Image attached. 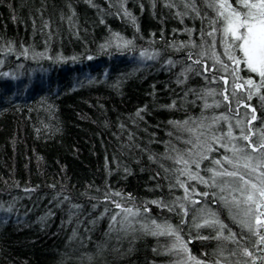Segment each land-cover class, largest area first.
Wrapping results in <instances>:
<instances>
[{"label":"trees","instance_id":"obj_1","mask_svg":"<svg viewBox=\"0 0 264 264\" xmlns=\"http://www.w3.org/2000/svg\"><path fill=\"white\" fill-rule=\"evenodd\" d=\"M209 2L0 0V74H8L0 75V264H90L89 256L91 264H212L219 247L225 250L221 264H264V249L247 230L243 239L235 237L237 244L214 238L217 229L204 225L214 213L226 226L225 237L229 229L241 232L226 191L220 195L227 202L211 195L218 188L188 181L210 195L195 197V205L185 201L183 223L176 211L151 203L171 206L184 198L175 157L198 150L189 129L201 121L214 120L210 134L225 143L229 124L238 121L252 141L264 135L260 94L249 100L244 83H258L259 76L227 61L220 33L210 47L207 33L217 14ZM228 3L242 10L236 0ZM108 41L113 46L101 51ZM123 41L131 44L118 50L115 44ZM142 50L159 55L143 58ZM197 58L200 64L193 63ZM218 60L229 63L227 72ZM232 67L242 85L235 96ZM252 108L257 119L249 124ZM223 155L231 152L210 153L200 175H211L205 170ZM237 171L255 179L242 167ZM116 202L139 209L130 217L134 230H122L124 213ZM152 219L178 228L188 251L172 247L174 236L143 231L141 224ZM242 247L253 256L243 255Z\"/></svg>","mask_w":264,"mask_h":264},{"label":"snow or ice","instance_id":"obj_2","mask_svg":"<svg viewBox=\"0 0 264 264\" xmlns=\"http://www.w3.org/2000/svg\"><path fill=\"white\" fill-rule=\"evenodd\" d=\"M91 4L92 0H88ZM236 3L240 6L238 10L232 7L228 3V0H210L208 7L213 8L217 14V18L214 19L212 23V30L207 33L209 37H212V44L210 47L215 48L217 45L216 34L220 33L219 43L224 47L223 55L227 57V61L231 62L232 65L239 66L241 63L245 64L250 72L255 73L259 76V82H255L253 79H248L244 82L247 85V98L250 100L255 93H259V100L264 106V0H236ZM95 6V5H92ZM188 5H186L187 7ZM195 10V9H194ZM246 10V11H244ZM127 15V12H125ZM222 18V19H221ZM103 22V21H101ZM203 36V31L201 32ZM118 40L120 39L118 37ZM131 44V41H123V43H116L115 47L118 50L128 47ZM113 44L111 41L106 42L105 44L100 45L101 51L112 47ZM26 51V50H25ZM239 52L240 55H236ZM158 53L149 55L145 50L140 52V56L147 59H155ZM203 55V53H201ZM215 55V53H214ZM191 58V54H189ZM72 59H75L73 57ZM88 60H92L93 56L88 55ZM217 62L222 64L223 70L225 72L229 69V63L218 60ZM171 65L173 62L168 61ZM195 64H200L201 61L199 58L193 61ZM236 67H232L231 73L233 75V92L232 95L235 96V90L240 88L242 85L236 83L237 77L235 76ZM0 75H8L7 73H2ZM181 75H184L182 72ZM178 83L181 81L177 80ZM225 85L228 84V80L224 79ZM224 92L227 93V87H225ZM229 96L224 95V100L228 101ZM239 103V101H238ZM207 106V105H205ZM246 107H250L246 105ZM256 109L252 108V115L248 123L257 119L255 115ZM139 114V113H138ZM215 121L213 120L212 123ZM170 123H173L170 121ZM185 124L188 121L184 122ZM193 123H196L195 121ZM212 123L205 125L203 121L197 124L196 128H190L189 131L196 134V142L194 147L197 151L189 150V158H185L182 155L175 157V162L181 164L182 167L177 169L178 175L176 176V184L184 189L185 196L183 199L177 198L176 201L170 206L163 201L153 200L152 204H155L160 208H168L169 211H176L177 215H181V222H184V218L189 214V208L185 206V201H190L193 205L199 204L200 201L195 199V197H205L207 198L210 195L209 191H196L195 187L188 185V181H197L205 186L207 189L219 188V192H211L213 197H218L221 201H228V197L220 195L225 191L227 184L218 183V177H239V180L242 183L237 187L229 186V195L231 197V203L236 206L238 212L233 216V219L241 228L240 233H232L229 229L230 235L225 237L223 235V229L226 227L223 225L218 218H215L214 213H210V216L213 218H205L204 225L217 229L216 239H225L232 240L234 243L239 244V241L235 239L237 235L244 238V230H247L249 234L256 237V240L253 242L254 246L258 249H264V135L259 137L258 141H252L250 136L247 134L244 128H241V135L239 139L248 141L249 143L243 147L239 146L236 143H233V140H236V137L232 135V125L229 124V130L226 133V136L229 138L228 142L225 143L223 136H216L214 132H211ZM239 124V121L237 122ZM203 138V139H201ZM191 143L192 141H186ZM219 148H224L225 152H231L232 155H223L220 159H213L212 164L216 167H209L205 171L210 173L207 178L201 176L199 173L200 164L203 160L209 158V154L218 151ZM251 149V152L248 149ZM258 153V155H253ZM195 165L197 171H192V165ZM228 165L230 167H225ZM243 167L248 170L249 174L255 173V179H248L245 175L240 174L237 169ZM182 176H186L187 179H181ZM27 191V189H26ZM191 193V195H189ZM116 195H119L117 193ZM105 196H108V193H105ZM67 199V197H65ZM116 207L120 208L124 213L120 223L122 225V230L133 229V221L130 217L138 216L139 209L133 211L132 208H122L121 204L116 202ZM145 212L149 211L148 208L144 209ZM120 213H116L112 216V220L116 221V217ZM193 223L197 228L201 227V224L197 222L196 217H193ZM154 226V227H152ZM111 227V226H110ZM141 229L146 233H149L154 236L159 235H169L174 236L175 240L173 242V248H179L184 252H187V246L181 239L179 235V229L174 228L170 224H157L154 219L150 221V225L145 223L141 224ZM134 230V229H133ZM201 239H208V236H201ZM155 251V249L153 250ZM224 249L219 247L217 249V259L212 262V264H221L220 256L223 255ZM243 255L251 258L253 253L246 247L240 249ZM231 255H236V250L231 251ZM89 262L93 259L92 256L88 257ZM189 259H192L189 257ZM195 264H204L203 261L197 260ZM236 264H242L241 261H237ZM246 264V262H243ZM252 264H255V260L252 261Z\"/></svg>","mask_w":264,"mask_h":264},{"label":"rangeland","instance_id":"obj_3","mask_svg":"<svg viewBox=\"0 0 264 264\" xmlns=\"http://www.w3.org/2000/svg\"><path fill=\"white\" fill-rule=\"evenodd\" d=\"M241 128H243V127L240 124H236V125L232 126V135H233V137L237 138L236 140H233L232 142L238 144L241 147H243V146L246 145V141H244L243 139H239V137L241 135V131H240ZM248 151L251 152L250 149H248ZM231 155H232V153H231ZM243 169H244V171L248 172L247 169H245V168H243ZM234 179H235V177H219L217 180H218V183H221V184H225L226 183L227 184V186L225 187V191H226L227 194H229V186L230 187H237V186H239L242 183V181L237 182V181H235L236 179L235 180ZM230 201H231V197L229 198V203H231ZM229 205H231L230 208L233 209L232 211L234 213L238 212V209L236 208V206L234 204L231 203ZM255 264H258V263L256 262Z\"/></svg>","mask_w":264,"mask_h":264},{"label":"bare ground","instance_id":"obj_4","mask_svg":"<svg viewBox=\"0 0 264 264\" xmlns=\"http://www.w3.org/2000/svg\"><path fill=\"white\" fill-rule=\"evenodd\" d=\"M30 88V87H29Z\"/></svg>","mask_w":264,"mask_h":264}]
</instances>
